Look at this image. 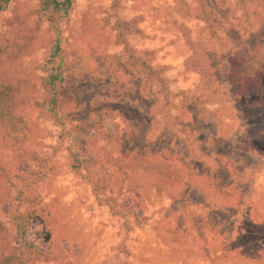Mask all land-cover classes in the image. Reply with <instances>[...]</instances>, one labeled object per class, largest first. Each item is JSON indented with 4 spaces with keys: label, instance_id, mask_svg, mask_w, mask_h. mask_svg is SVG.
Here are the masks:
<instances>
[{
    "label": "rangeland",
    "instance_id": "374dc122",
    "mask_svg": "<svg viewBox=\"0 0 264 264\" xmlns=\"http://www.w3.org/2000/svg\"><path fill=\"white\" fill-rule=\"evenodd\" d=\"M216 13L226 50L205 44L204 23L175 0H74L55 26L38 0L0 13V110L13 114L0 117V225L11 233L13 213L35 210L34 264H264V95H235L229 73L234 50L261 53L264 16L243 33L227 7ZM57 34L58 108L74 116L58 147L62 128L33 105ZM133 51L163 68L166 114L156 106L165 88L143 84ZM36 155H51L45 169ZM131 158L177 163L183 179L139 176Z\"/></svg>",
    "mask_w": 264,
    "mask_h": 264
},
{
    "label": "trees",
    "instance_id": "16d2710c",
    "mask_svg": "<svg viewBox=\"0 0 264 264\" xmlns=\"http://www.w3.org/2000/svg\"><path fill=\"white\" fill-rule=\"evenodd\" d=\"M10 1L11 0H0V13L7 8ZM175 1L177 10L182 15L188 18H195L204 23L202 30L206 33L205 44L210 43L213 47L220 50H226L229 46V42L216 31L217 26L215 25V18L217 16V6L228 8L229 17L232 19L234 26L243 33L252 30L264 16V0H194V5L187 3L185 0ZM73 3L74 0H38L42 15L48 18L52 26H55L59 20L65 18L69 14ZM135 22V20L131 21L134 30L141 33L140 30L135 28ZM2 37L6 38L7 36ZM1 46L0 42V64L5 60L2 56ZM59 50L60 43L57 34L54 49L40 64V68L45 74L41 79V86L44 91L43 98L33 102L34 107L40 111L41 117L52 120L62 128L58 137L57 147L64 142V136L67 137L64 134V126L68 119L67 117H69L70 120L74 118L71 113L66 115L61 114L58 108L59 88L64 81ZM260 51L262 54L259 52L253 54L251 50H234L233 54L230 56L229 64L231 68L229 73L232 77L233 86L236 88L235 95L246 96L250 92L257 95H264V90L262 92V85L259 82L261 75L264 74V48ZM135 57L140 60L136 61L137 58L134 59ZM196 59L199 58L194 57L192 61L194 62ZM128 63L134 65L136 73L142 77L144 85L154 83L157 94L160 92L159 89L165 88L164 94L160 92L163 95V99H160L156 103V106L159 113L166 114L173 106L174 97L170 95V92L166 89V78L162 73L163 68H155L150 64L147 56L140 57V54L135 51L130 52ZM214 93H209L204 98H211ZM37 95L38 91L34 92V96L36 97ZM4 110H6V108L0 110V117L6 114L13 115L11 110ZM164 118L169 121L170 113L164 116ZM21 121H23V123L19 128L24 127V123L26 122L24 118ZM6 135L7 133L1 132L0 130L2 140H6ZM76 137L78 136L76 135L73 141ZM58 149L60 148L54 150L58 151ZM67 149L69 151L71 169L76 173H81V161L78 157V151L74 150L72 145L68 146ZM48 156L36 155L35 160L43 169H45V164L48 163L51 158V155ZM128 160L132 165V169L138 173L139 176L149 177L160 184L172 185L183 179L181 174L184 172H181L179 164L163 158H143L140 160L131 158ZM91 183L94 185L93 182ZM226 191L230 194V197L233 196V189L226 188ZM29 199L31 200L30 197ZM34 216L35 210L13 213L10 218L11 233L6 235H4L5 233L0 225V264H34L33 253L35 250L37 251V249L35 248L34 242H32L29 237ZM4 245L6 246L5 252L3 251Z\"/></svg>",
    "mask_w": 264,
    "mask_h": 264
}]
</instances>
